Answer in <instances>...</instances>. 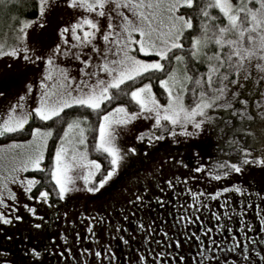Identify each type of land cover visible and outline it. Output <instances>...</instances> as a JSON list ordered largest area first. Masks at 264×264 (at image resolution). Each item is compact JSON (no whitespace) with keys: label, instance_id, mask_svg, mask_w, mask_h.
I'll return each instance as SVG.
<instances>
[{"label":"snow or ice","instance_id":"snow-or-ice-1","mask_svg":"<svg viewBox=\"0 0 264 264\" xmlns=\"http://www.w3.org/2000/svg\"><path fill=\"white\" fill-rule=\"evenodd\" d=\"M7 3L8 0H0V5L7 7ZM22 3L36 11L37 20L45 18L55 7L67 6L95 14L101 23L85 16L82 22L71 24L74 44L64 48L62 55L79 63L78 79L69 68L54 66L53 71L48 70L61 52V44L55 43L45 53L37 55L39 49L27 42L32 19L20 20L18 28L13 29L11 44L0 42V57L20 58L24 62L40 61L46 66L35 93L36 107L25 112L22 103L25 96L20 95V102L12 103L0 122V136L25 131L33 114L43 121H51L61 114L67 115L65 110L88 112V115H76L68 120L56 143L50 168L43 167L42 162L49 138L55 141L53 128H31V140L26 142L30 148L21 157L13 158L7 175H0V207L7 206L6 196L16 199L10 183L24 184L26 180V193L39 183L35 177H20L19 173L29 169H35L54 181L53 193L58 200H64L66 194L75 190L71 175L73 168L82 170L80 178L86 191L96 193L109 181L120 179L132 167L131 158L141 154L147 156L167 138H171L174 144L179 143L181 138L197 136L205 127L218 128L221 135L228 130L235 132L233 120L224 117L239 116L251 120L254 114L249 109L252 106L259 109V117L264 118V0H201L191 15L189 11L195 7L194 0H22ZM125 10L131 12L137 22L125 15ZM116 17L119 23L114 22ZM68 31L65 26L57 29L64 45L69 44L64 39ZM137 33L139 38L135 35ZM140 53H154L156 58H140ZM204 66L206 71H201ZM125 82H139V86L133 83L129 91L127 86L122 87ZM154 84L163 89L160 95L166 103H161L153 92ZM33 87L29 82L27 92L32 93ZM125 96L135 104L129 107L116 103L109 110L101 107L105 102L111 103ZM186 96L189 98L187 104ZM90 116L95 117L94 122ZM141 121L150 126L134 133L138 146L119 147L121 133L133 131ZM89 130L94 133L92 151L101 154L103 164L100 159L89 158L86 135ZM229 147L236 153L233 159L239 163L214 161L208 174L215 180L227 178L232 172L240 173L245 165H264V158L260 156L250 159V149L243 147L239 140L232 139ZM261 147L264 148V138ZM219 150L224 152L223 148ZM194 154L198 156V153ZM4 159L0 155V161ZM0 167L4 165L0 163ZM203 168L205 165L200 164L195 171L199 173ZM97 173L99 178L89 186ZM168 187H172L171 182ZM232 190L239 193L241 187L235 184L223 187L215 195ZM191 195L195 198L198 193L192 192ZM49 197V191L41 190L35 199L48 203ZM136 200L141 197L136 196ZM24 207L36 214L34 208ZM14 219L22 218L17 215ZM11 220L12 217L0 211V222L8 224ZM34 226L39 228L41 225ZM242 227L251 228V225ZM27 251L35 257L41 256L36 248ZM236 251L237 248H232L228 257L221 253L224 264H232L233 259L237 264L264 261V247L257 251L255 245H241L240 255L233 257L232 253ZM254 252L259 256L258 261ZM6 255L0 250V264H10ZM96 255L101 254L97 252ZM160 259L164 264L163 253ZM206 259L208 264H219L220 257L212 253ZM138 260L148 264L145 255H140Z\"/></svg>","mask_w":264,"mask_h":264},{"label":"rangeland","instance_id":"rangeland-1","mask_svg":"<svg viewBox=\"0 0 264 264\" xmlns=\"http://www.w3.org/2000/svg\"><path fill=\"white\" fill-rule=\"evenodd\" d=\"M13 6H20L26 12L30 10L29 6L23 5L22 0H8L7 7L0 5V42L6 41L11 44L13 29L18 28L20 20L32 19L33 25L27 30V42L30 46L39 49L37 55L45 53L55 43L61 44V52L54 58L53 66H48V70L53 71L54 66L69 68L71 74L78 79L79 63L64 57L62 53L64 48L74 44L71 38V24L82 22L85 16L93 19L94 22L101 23L96 20L95 14H88L83 9L58 6L48 12L45 18L37 20V13L34 16L29 14L28 17L25 13L17 18L16 14L12 13ZM125 15L129 16L133 22H137L131 12L125 10ZM114 22L119 23V18L116 17ZM41 24H43L42 27ZM62 26L69 29L64 36V39L69 41L68 45H64L58 37L57 29ZM80 32L81 30L78 29V33ZM135 35L139 38L138 33ZM139 57L156 58L154 53H140ZM45 67L40 61L24 62L20 58L0 57V93H3L0 96V122L6 116L7 108L12 103L20 102L18 100L20 95L25 96L22 102L25 112L36 107L35 93ZM157 75L159 76V73ZM29 82L34 86L32 93L27 92L26 85ZM133 83L139 86V82H125L122 87L127 86L130 91ZM112 91L115 94V90ZM162 91L159 85H153V92L156 93L157 98L161 100V103H166V99L160 95ZM188 102L189 98L186 96L185 103ZM116 103H123L129 107L135 104L130 97L125 96L111 103L105 102L101 107L109 110L115 107ZM249 111L254 114L251 120L239 116L224 117V119L233 120L232 128L235 132L228 130L221 135L218 128L205 127L195 137L181 138V141L175 144L171 142V138H167L147 156L141 154L131 158L132 167L122 174L114 195L108 196L107 192H103L106 184L96 193L87 192L84 181L80 178L83 175L80 168L71 169L75 190L66 194L64 200L57 199L53 193L55 182L50 183V179L43 173L35 169L19 173L22 179L35 177L39 183L33 185L29 193L24 191L26 180L24 184L19 182L9 184L16 199L6 196L7 206L0 207V211L12 217L8 224L0 222V250L9 253L10 264H32L33 262L61 264L67 255L73 254L95 238L101 237L95 240L100 241L108 232L112 237H126L125 249L134 250L136 241L144 237H155L159 229L170 224L166 220V213L175 209L180 202L192 214L197 213L200 216L198 218L209 217L211 212L217 215L223 208H228L230 211L228 212L234 218V215L244 214L242 207L245 203L248 209L254 210V216L260 214L264 211V165L242 166L240 173L232 172L229 177L219 181L208 174V169L212 167L214 161L228 160L230 163H239L233 159L236 153L229 147L232 139L239 140L243 147L250 149V159L253 156L264 158V148L261 147L262 138H264V123H262L264 118L259 117V109L254 106L250 107ZM66 113L67 115L62 114L59 118H52L51 121H43L33 114L29 124L25 125L27 128L25 131L0 136V155L5 158L0 161L4 165L0 167V175H7V168L12 166L13 158L21 157L28 151L30 145L26 142L31 140V128L35 127L53 128L55 141L49 138L44 149L45 160L42 162L43 167L50 168L56 143L59 142V136L63 135L68 120L76 115H88L87 111L80 109ZM89 119L95 121L94 116H90ZM144 126L150 125L141 121L133 131L122 132L118 146L122 149H126L129 145L138 146V142L134 140V133L142 131ZM86 135L89 158L100 159L103 164L101 154L92 151L94 133L89 130ZM13 141L16 142L15 145ZM220 148L224 149L223 153L220 152ZM194 153H198V156ZM241 155H243L242 152ZM200 164H204L205 168L197 173L195 168ZM97 178L99 173L89 186L94 184ZM168 182H171L172 187H168ZM233 184L241 187V192L232 190L228 193L221 192L219 196L215 195L221 188L230 187ZM145 188L148 191H144ZM41 190L49 191L48 203L35 199ZM192 192L198 193L197 197L193 198ZM136 196H140L141 200H136ZM24 205L34 208L36 214L33 215ZM17 215L22 219L15 220L14 217ZM235 219L238 217L235 216ZM217 220L223 222L222 217ZM35 224L41 226L36 228ZM32 248L40 251L41 256L31 255L27 250Z\"/></svg>","mask_w":264,"mask_h":264},{"label":"flooded vegetation","instance_id":"flooded-vegetation-1","mask_svg":"<svg viewBox=\"0 0 264 264\" xmlns=\"http://www.w3.org/2000/svg\"><path fill=\"white\" fill-rule=\"evenodd\" d=\"M119 182L120 179H116L106 183L103 192H107L108 196L114 195ZM246 205L242 207L244 214L234 215V218L228 208H223L217 215L211 212L209 217L198 218L200 216L197 213L192 214L180 202L175 209L166 213V220L170 224L159 229L155 237H144L136 241L134 250L125 249L126 237L123 236L122 240L112 237L108 232L100 241L95 240L101 237L95 238L73 254L67 255L61 264H142L138 260L140 255L147 256L148 264H161V253L164 264H208L206 258L212 253L220 257L219 264H224L223 257H228L234 247L237 251L232 253L233 257L240 255L241 245H255L257 251L264 247V211L254 216V210L248 209ZM221 217L222 223L217 220ZM248 224L251 228L242 227ZM97 252L101 255L97 256ZM253 256L259 260L255 252ZM179 257L184 259L179 260ZM9 258L11 256L7 253L5 259ZM232 264H237L235 259ZM260 264H264V261Z\"/></svg>","mask_w":264,"mask_h":264},{"label":"trees","instance_id":"trees-1","mask_svg":"<svg viewBox=\"0 0 264 264\" xmlns=\"http://www.w3.org/2000/svg\"><path fill=\"white\" fill-rule=\"evenodd\" d=\"M235 1V0H234ZM200 3H201V0H194V8L192 9V10H190L189 11V15H191L192 14V12H194L195 11V8L196 7H199L200 6ZM30 8V10L28 11L27 10V12H26V10H23L22 8H20V6H13L12 7V13H15L16 14V17L18 18L19 16H21V15H24L25 13H27V17H28V15L29 16H34L35 14H36V11L33 9V8H31V6H29ZM25 11V12H24ZM21 12H23V13H21ZM216 13H215V11L213 12V15H215ZM16 20V19H15ZM201 71H206V66H204V67H201V69H200ZM65 112H68V110H65ZM62 115V114H61ZM29 124V123H28ZM27 124V125H28ZM25 129H27L26 127H25ZM50 183H52V184H54L51 180L49 181ZM51 198H52V196H51Z\"/></svg>","mask_w":264,"mask_h":264}]
</instances>
